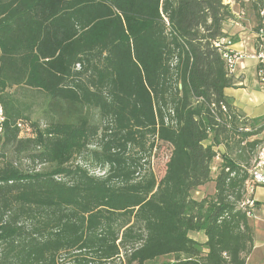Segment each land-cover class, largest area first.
Returning a JSON list of instances; mask_svg holds the SVG:
<instances>
[{
  "label": "trees",
  "instance_id": "obj_1",
  "mask_svg": "<svg viewBox=\"0 0 264 264\" xmlns=\"http://www.w3.org/2000/svg\"><path fill=\"white\" fill-rule=\"evenodd\" d=\"M233 2L257 31L264 0H0V157L13 147L49 166L0 169V264H247L264 118L225 92L238 78L217 43ZM7 87L43 97L46 136H21L31 105ZM158 140L172 148L160 178L147 167ZM201 231L205 242L190 236Z\"/></svg>",
  "mask_w": 264,
  "mask_h": 264
},
{
  "label": "rangeland",
  "instance_id": "obj_2",
  "mask_svg": "<svg viewBox=\"0 0 264 264\" xmlns=\"http://www.w3.org/2000/svg\"><path fill=\"white\" fill-rule=\"evenodd\" d=\"M253 45H251L252 47ZM250 47V48H251ZM249 48V50H250ZM241 61V60H240ZM262 83L259 80L258 77V70L255 65H252L247 68L246 70V87L245 91L254 92L257 94L261 99V103L258 104L257 109H253V114L256 116H259V118H264V91L262 89ZM19 88L15 87H7L5 90V94L9 99H11L12 95H15L18 99H20L21 102V108L25 109L27 105H31L30 111L24 112V116L28 117L27 121H24L23 124L24 127L21 131V136L26 137H36V136H46L48 132L50 131L46 118V101L41 96L33 97L29 93H22V91L18 90ZM240 92L244 90H239ZM27 94V95H26ZM0 100H2V90L0 91ZM246 102H249L248 98H245ZM243 102V99H242ZM31 103V104H29ZM255 110V111H254ZM94 112V111H93ZM93 114V113H92ZM94 116V115H93ZM96 120L98 119L97 115L94 116ZM254 119H250L252 121ZM23 122V121H21ZM262 125H264V122H262ZM260 126H257L259 128ZM257 128H255L257 130ZM254 129V130H255ZM253 138H259L261 140V145L257 148V150L260 149L262 144L264 143V130L258 134L253 136ZM156 147L152 153V157L150 160V164H147L150 166L152 171L155 173V175L160 178L167 166V161L171 154V146L169 143L158 140L156 142ZM208 142H206L207 144ZM94 147V146H93ZM256 151H248V153L255 155L257 153ZM225 150L223 147H220V152L223 153ZM4 156L0 157V169L5 168V166L12 164L15 167L22 169L24 171L28 170H34L36 171L43 170L49 168L48 165H40L38 163H34L29 156L28 152L18 153L13 147H7L3 149ZM256 156L253 158L251 163H254V160L256 159ZM85 155H78L74 159V163L76 164H84L87 165L91 172L95 175H102L105 170L101 169L99 167H95L91 164V162H87L85 160ZM222 163V157L221 155L217 157L213 162V172L212 175L215 178L217 174L219 173L220 164ZM253 165V164H252ZM215 191V184L214 181L202 186L198 191H194L192 193L193 198L195 199H203L204 197L213 194ZM255 197V195H254ZM256 197L262 202V210L258 212V216L253 219V214H251V222L254 224V230H255V250L253 251V254L249 255L247 259V264H264V187H259L257 189ZM254 214L257 213L258 208H260L259 203L256 202L254 204ZM190 236L192 238H195L198 241L203 242L206 240V235L204 232H191ZM124 255V259H125ZM123 260V259H122ZM174 257L167 256L161 259H158L157 261L153 262L152 264H167L168 262H173ZM68 259L65 256H62L60 258V264H67ZM126 259L122 262L121 260L117 259L115 261L110 262L109 264H128L126 263Z\"/></svg>",
  "mask_w": 264,
  "mask_h": 264
},
{
  "label": "crops",
  "instance_id": "obj_3",
  "mask_svg": "<svg viewBox=\"0 0 264 264\" xmlns=\"http://www.w3.org/2000/svg\"><path fill=\"white\" fill-rule=\"evenodd\" d=\"M233 9L235 13L240 11V7L238 5H233ZM257 25L255 17L247 11L246 15L235 20H231L226 25V32L229 35V39L232 41V48L237 52H242L245 54H251L255 51V27ZM251 45H253L251 47ZM251 47V48H250ZM250 48V50H249ZM255 65L257 67V61L253 59H243L238 61L237 67L235 70V77L238 78L237 87L236 88H227L225 90L226 94L230 96L234 105L239 112L245 115L248 119H258L259 116L253 114V109L258 108V104L261 103L262 99L255 94L254 92L245 91L246 87V70L248 67ZM263 91L264 88L262 87ZM239 90H244L240 92ZM245 98L249 99V102H246ZM243 99V102H242ZM255 111V110H254ZM257 187L254 190V201L259 203L260 208H258L257 213H253V219L258 216V212L262 210V202L256 197ZM264 210V209H263ZM254 226V224H253ZM204 240L203 242H205ZM255 241H254V249L255 250ZM252 251V254H253ZM251 255V254H250Z\"/></svg>",
  "mask_w": 264,
  "mask_h": 264
},
{
  "label": "built area",
  "instance_id": "obj_4",
  "mask_svg": "<svg viewBox=\"0 0 264 264\" xmlns=\"http://www.w3.org/2000/svg\"><path fill=\"white\" fill-rule=\"evenodd\" d=\"M246 2L250 0H245ZM233 5H237L233 2ZM245 10H241L236 14L235 19H239L243 16L246 15ZM261 15L264 17V10L261 11ZM234 19V20H235ZM255 51L251 54H245L242 52H237L235 51L231 46H232V41L229 38H223L220 40L217 45H220L222 43H227L228 45L226 46V52H225V57L228 61L229 64V69L231 73H235L237 63L240 60L249 58L257 61L258 64H260V68L258 70V77L259 80L262 83V86L264 88V19L262 21V25L259 27L257 31H255ZM6 122H7V116H6V111L4 104L0 101V142L4 138L5 131H6ZM25 122H19L18 127L21 129L24 127ZM250 175L252 178V184L250 186V191L253 192L256 187H264V143L259 149V152L256 156V159L254 160V163L250 169ZM247 203L250 206L254 205L253 200H248ZM249 215L251 213L249 212ZM226 256V253H225Z\"/></svg>",
  "mask_w": 264,
  "mask_h": 264
}]
</instances>
